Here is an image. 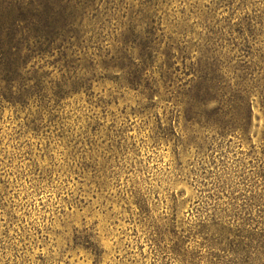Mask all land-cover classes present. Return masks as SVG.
<instances>
[{"label":"rangeland","instance_id":"rangeland-1","mask_svg":"<svg viewBox=\"0 0 264 264\" xmlns=\"http://www.w3.org/2000/svg\"><path fill=\"white\" fill-rule=\"evenodd\" d=\"M78 1L128 73L37 59L42 104L0 99V264H264V0Z\"/></svg>","mask_w":264,"mask_h":264},{"label":"trees","instance_id":"trees-1","mask_svg":"<svg viewBox=\"0 0 264 264\" xmlns=\"http://www.w3.org/2000/svg\"><path fill=\"white\" fill-rule=\"evenodd\" d=\"M90 6L78 0H0V99L7 101L11 98V103L23 105L26 100L36 96L38 103L42 104L40 92H47L42 80L46 76L39 72L44 66L35 70L30 65L37 59L54 58L56 63L63 64L68 73L81 71L83 76L93 68L114 70L117 67L128 73L123 65L129 59L126 51H132L133 46L128 45L127 39L123 38L124 50L118 51L111 61L97 59L96 53L87 51L91 32L88 24L92 21L88 13ZM128 28L131 39H136L137 26L134 20H131ZM132 40L130 43L134 44ZM165 66L167 69L172 68L170 63ZM12 71L15 75L11 76ZM138 73L140 67L136 65L132 83L138 82ZM205 77L198 78L192 86L194 95H188L187 99L189 111L204 120L211 94L224 91L223 96L226 97L225 92H228V87L220 89L214 79ZM165 78L172 82L169 77ZM238 100L240 98L232 95L227 102ZM261 100L264 104V96Z\"/></svg>","mask_w":264,"mask_h":264}]
</instances>
